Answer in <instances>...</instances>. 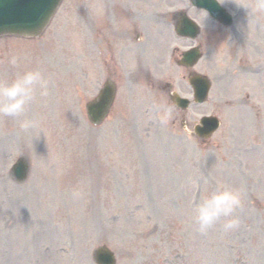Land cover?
Wrapping results in <instances>:
<instances>
[{
  "label": "rangeland",
  "instance_id": "obj_1",
  "mask_svg": "<svg viewBox=\"0 0 264 264\" xmlns=\"http://www.w3.org/2000/svg\"><path fill=\"white\" fill-rule=\"evenodd\" d=\"M127 1L136 3L138 15L149 5L147 16H163L167 9L164 0ZM103 3L91 0L94 16L89 20L87 0H65L44 37L0 40V82L5 75L37 69L44 45L50 50L49 60L68 64L74 78L50 82L51 96L38 98L26 112L46 136L9 129L8 122L19 127L14 118L0 120V264H95L93 251L101 245L115 252L117 264H264V219L246 205L253 191L264 201V178H249L254 168L264 170L263 148L250 140L255 115L260 116L258 130L264 136V73L246 84L244 79L226 84L225 93L214 86L209 103L193 108L191 114L176 110L168 98L154 99L152 89L132 75L122 82L112 116L94 127L85 104L101 81L102 25L95 14L104 12ZM170 6L185 7L180 0H171ZM234 9L237 16L244 15L247 1ZM12 56L19 58L15 68L8 63ZM90 66L99 74L91 84L86 76ZM202 66L209 67V62L197 69ZM171 67L174 90L189 95L186 71L174 62ZM246 87L250 100L243 99ZM50 104L59 108L50 114L64 136L73 137L70 146L53 143L48 135L50 116L39 112ZM165 108L172 110L173 119L161 125L158 113ZM203 114H217L222 122L204 144L189 135L190 128L184 132V124L190 126ZM64 115L92 136L88 146H80L76 130L68 136L70 124ZM11 131L16 134L10 136ZM20 156H28L32 164L29 180L22 185L8 176ZM218 184L242 192L240 227L224 233L217 224L201 234L194 223L195 204ZM25 242L29 245L22 246Z\"/></svg>",
  "mask_w": 264,
  "mask_h": 264
},
{
  "label": "clouds",
  "instance_id": "obj_2",
  "mask_svg": "<svg viewBox=\"0 0 264 264\" xmlns=\"http://www.w3.org/2000/svg\"><path fill=\"white\" fill-rule=\"evenodd\" d=\"M219 2L224 3V0ZM254 11H264V0H258ZM8 63L15 68L19 64V58L12 56ZM48 95L49 81L39 69L18 73L11 82H0V120L14 118L18 121L21 131L46 136L45 130L37 120L26 118V112L38 98ZM158 119L161 125H167L173 119L172 110L165 108L158 113ZM184 132L189 133L187 126ZM243 204V194L239 189L218 184L216 190L206 192L195 204L194 223L197 230L206 234L220 224L224 233L236 231L240 227L238 212L243 208Z\"/></svg>",
  "mask_w": 264,
  "mask_h": 264
},
{
  "label": "bare ground",
  "instance_id": "obj_3",
  "mask_svg": "<svg viewBox=\"0 0 264 264\" xmlns=\"http://www.w3.org/2000/svg\"><path fill=\"white\" fill-rule=\"evenodd\" d=\"M44 50H41V58L37 59L38 61H41L39 67L37 69H39L45 76V78L49 81V83H53V82H61V81H66V80H72L74 81L73 78V72L72 70L69 69L68 64L62 65V64H57L55 62H52L49 60L48 56L50 54V50H47L46 46L44 45L43 47ZM60 78V79H57ZM71 77V78H70ZM14 75L13 74H9V75H5L3 76V81L2 82H11L14 79ZM65 79V80H62ZM52 94V90L49 87V95L47 97H43V99H48ZM54 109H59L57 107H54L53 105H48L47 108L43 109L41 112H39V115L42 117L46 114H49L50 116V122L49 125L50 126V131L48 133L49 137L51 138L53 143H63L66 146H70L72 141H73V137L71 139H67L64 136V132H63V128L60 127L57 124V118L56 117H52L51 116V111ZM45 119L49 120V118L46 116ZM62 119L64 121H68V123L70 124V127L67 129L68 132V136L72 135V130H76L79 133V138H80V146L81 144L88 146L90 144V140L92 138V136L90 134H88V131H86L84 129V127H75V125H72V119L71 116H67L64 115L62 116ZM261 124V119L259 115H255V131L251 134L250 136V140L253 142H258L260 144V146L263 148L262 149V153L264 155V136H262V134L259 132L258 128L260 127ZM7 127L9 129H16L18 130L19 127L18 125H14L11 122L7 123ZM20 133L22 132L21 130H18ZM10 136L16 134L14 131L8 132ZM98 145V137L95 135L94 139H93V146L96 147ZM26 145L23 146V149L25 150ZM252 174L250 175L249 178H264V170L262 169V166H260L259 168L256 167L252 170ZM65 180V184H67L68 178H64ZM63 185V186H64ZM66 195H70V193L66 194ZM246 205L248 207V209L250 211H259L260 213V217L264 219V201L258 196L256 191H253L252 193H250V195L247 197L246 199ZM88 207H89V202L86 203V209L84 211L85 215H88ZM59 210H56L57 212L64 214L65 210L62 208H59ZM74 213V212H72ZM71 213V215H72ZM144 237H147V233H144ZM28 243L25 242V245H27Z\"/></svg>",
  "mask_w": 264,
  "mask_h": 264
},
{
  "label": "water",
  "instance_id": "obj_4",
  "mask_svg": "<svg viewBox=\"0 0 264 264\" xmlns=\"http://www.w3.org/2000/svg\"><path fill=\"white\" fill-rule=\"evenodd\" d=\"M8 0H0V5ZM25 3L28 0H23ZM39 4L37 7V10H39V16L40 18L33 24H21L18 26H3L0 28V35L3 33H18V34H32L36 35L39 33L48 23L51 16L54 15L57 7L59 6L61 0H38ZM12 7H16V9H22L17 11L20 13V16H32L29 15L27 10L28 8L25 5L20 4H12ZM2 9V8H0Z\"/></svg>",
  "mask_w": 264,
  "mask_h": 264
},
{
  "label": "flooded vegetation",
  "instance_id": "obj_5",
  "mask_svg": "<svg viewBox=\"0 0 264 264\" xmlns=\"http://www.w3.org/2000/svg\"><path fill=\"white\" fill-rule=\"evenodd\" d=\"M158 33L161 34V35H164V31L163 30H160Z\"/></svg>",
  "mask_w": 264,
  "mask_h": 264
}]
</instances>
